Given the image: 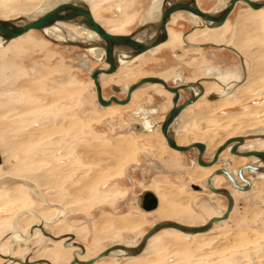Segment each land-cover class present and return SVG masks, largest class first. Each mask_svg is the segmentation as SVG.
Wrapping results in <instances>:
<instances>
[{
  "label": "rangeland",
  "instance_id": "1",
  "mask_svg": "<svg viewBox=\"0 0 264 264\" xmlns=\"http://www.w3.org/2000/svg\"><path fill=\"white\" fill-rule=\"evenodd\" d=\"M41 1L0 0V19L29 15L30 10L24 9L36 7ZM223 1L197 0L204 11L217 9ZM90 2L98 21L127 18V24L114 35H130L143 23L152 0ZM69 25L77 27V24H64ZM168 28L181 38L177 47L168 46L176 49L178 56L170 48H162L161 53L167 59L161 62L154 53L142 55L104 79V96L115 94L112 87L123 88L147 76L167 75L169 71L163 66L168 64L175 66L178 72L186 71L200 78L209 67H221L235 72L228 83L230 91L240 86L236 92L241 96L206 118L197 119L209 105L207 99L202 100L181 116L178 133L188 137V143L208 144L206 160L211 159L217 147L235 136H245L248 145L255 142L263 148L264 8L254 13L247 5L238 3L223 33L217 32L216 38L196 36L186 40L188 44L183 36L191 34L192 23L186 15L170 22ZM254 34L258 36L250 39ZM214 41L226 44L227 48L207 47ZM238 42L247 44L250 51L259 52L262 57L240 58L230 51L235 45L238 47ZM81 55L95 61L83 48L55 43L41 31L13 40L0 51V184L15 178L35 185L34 192L17 182L0 186V242L6 243L1 255L12 250L8 239L13 235L12 224L23 220L27 221L26 226L19 235L25 241L14 254L31 258L33 250L40 248L38 260L70 264L72 255L68 249L40 246L43 237L39 235L34 239L29 232L28 224L42 220L44 215L57 217L60 207L68 211L58 223L60 228L76 235L75 242L84 246L88 259L117 244L136 246L154 224L164 220L179 221L190 214L193 224L200 225L227 208L226 198L197 194L188 188L190 184L203 187L208 175L198 165L193 168L204 172L200 179L193 180L182 170L189 167L192 158H197V151L171 153L158 134H136L130 128L141 121L134 116L140 108L158 111L159 115L153 117L160 120L170 109V94L157 86L145 87L134 96L131 105L101 109L96 104V91L89 72L80 67ZM101 67L102 63L93 68ZM236 79L239 80L236 82ZM168 80L172 82V76ZM115 95L123 99L126 93ZM247 110L254 112L248 114ZM245 114L247 118L241 119L247 121V126L221 125L230 116ZM254 135H257L256 140L250 138ZM8 141L14 145H5ZM136 164L143 169L133 171ZM223 165L221 162L219 166ZM154 167L159 168L157 173H152ZM143 173H146L145 178ZM223 185L222 181L220 186ZM258 188L248 194L236 193V208L231 217L210 233L187 241L182 233L166 231L157 235L138 257H108L96 264H264V189ZM143 190L176 193V202L172 197L163 196L164 201L170 202L167 211L162 215L144 214L135 201ZM43 198L56 205L45 206ZM128 236L134 240L128 241ZM4 262L0 258V264Z\"/></svg>",
  "mask_w": 264,
  "mask_h": 264
},
{
  "label": "water",
  "instance_id": "2",
  "mask_svg": "<svg viewBox=\"0 0 264 264\" xmlns=\"http://www.w3.org/2000/svg\"><path fill=\"white\" fill-rule=\"evenodd\" d=\"M170 1L171 0H164V9L159 26V30L161 32L160 36L157 39L149 42H143L136 39L135 36L137 34V30H135L130 35H114L107 32L94 19L87 5H83V4L78 5L74 3L61 4L55 7L54 9H52L51 11L47 12L42 17L36 19L35 21L22 22V19H15V20L0 19V37L3 38L5 42H10L14 39L24 36L25 34L31 31H42L58 22L89 25L90 27H92V30L99 36L101 40L102 46L106 53L105 62L106 65L108 66L107 69L105 70L101 68L94 69L90 74V78L94 81L97 100L101 107L107 108L112 106L113 104L126 106L130 104L132 95L138 89L149 84L161 85L162 87H164V89L167 92L173 95L172 108L167 113L165 121L163 122L161 127L162 135L165 138L166 143L170 149L182 154H187L193 150L197 151L198 165L203 168H212L213 166H215L218 163L220 156L228 148H230V153L232 155L244 157V158L255 157L259 159L262 163H264V151L240 153L239 149L245 143V138L242 136L233 137L225 141L221 146H219L216 149L212 159L209 161L205 159V155L207 153V146L205 143L194 142L188 145H178L176 141L173 139V136L170 133V129L175 124V122L177 121L178 117L182 114V112L186 110L189 106L195 104L203 96V94L196 95L194 92H187L188 89L187 86H170L166 82V80L160 77H145L143 79H140L138 82L133 83L128 88L127 95L124 99H120L116 95H112L108 99L104 97L103 87L100 82V77L101 75L111 76L116 74L118 70V64L115 54L116 50L120 49V50L133 51L135 52L134 56L138 57L166 43L169 39V33L167 27L170 22V19L175 13L184 10H191L194 14L198 16V18L202 21V23L212 24L209 25L212 26V28H220L226 23L229 16L235 10L237 4L240 2H245L248 5V7L254 11H259L264 8V1L259 2L253 0H231L229 6L227 7L224 13L220 15H214L211 12L203 11L199 7L197 0H184L176 3H170ZM200 83L201 82H198L197 84L199 85ZM181 90H185L187 93H190L188 99L182 103H181L182 94L180 92ZM121 91H122L121 88L113 87V92L115 94L120 93ZM216 98L217 95L214 94L208 97L207 100H213ZM0 165H1V159H0ZM245 171H250L256 174L264 175L263 167L253 166L251 164H248L246 166L241 167L238 171V177L243 183H245L246 186L238 185L234 177L223 168L216 169L207 179V185L210 191H212L217 195L225 196L228 199L227 210L221 217H214L207 224L199 227H189L172 221L160 222L153 225V227L145 234L141 243H139V245H137L136 247L128 248L122 245H114L105 249L97 257L91 259L90 261H86V262L79 261L75 256L74 261L71 264H95L98 261L109 257L114 251H118V250H127L130 253V257H136L143 251V249L145 248L151 237L163 229H174L185 234H193V235L209 232L210 230H212L215 224L227 221L232 211L235 208V199L232 193L228 189H224V188L216 189L212 184V180L215 177L224 174L229 178V180L232 182V184L236 189L242 192H249L251 190L252 184L244 177ZM189 187L195 191H202V188H200V186H194L193 184H190L188 188ZM135 201L137 207L146 212H152L158 207V198L152 192L143 191L142 194L137 199L135 198ZM44 234H46L45 231ZM71 238L74 239L73 236ZM79 246L84 250L83 246L81 245ZM0 257L6 260V263L4 264H11V261L14 262V260L11 259L10 257H5L2 255H0ZM16 263L19 262L16 261ZM42 263L51 264L50 262L45 260H41L34 263L20 262V264H42Z\"/></svg>",
  "mask_w": 264,
  "mask_h": 264
},
{
  "label": "bare ground",
  "instance_id": "3",
  "mask_svg": "<svg viewBox=\"0 0 264 264\" xmlns=\"http://www.w3.org/2000/svg\"><path fill=\"white\" fill-rule=\"evenodd\" d=\"M180 1H184V0H171L170 3H176V2H180ZM230 1L231 0H226L224 2V4L218 9H214V10H210V11H205V12H211L212 14L214 15H220L222 13H224L227 9V7L229 6L230 4ZM254 1H259L261 2V0H254ZM264 1V0H262ZM64 3H74V4H78V5H87L94 17V19L96 20L93 12H92V9H93V6H92V3L90 2V0H43L41 1L36 7H31L30 8H25L24 10L27 12L29 11V15H26V16H21V17H17V18H13V19H7V20H15V19H22V22H28V21H35L36 19L42 17L43 15H45L47 12L51 11L52 9H54L55 7L61 5V4H64ZM242 4H245L247 5L245 2H240ZM248 6V5H247ZM163 9H164V0H152V3L151 5L149 6V8L147 9V11L145 12L144 14V20H143V23H141V26H139L137 28V34L135 36L136 39L140 40V41H143V42H149V41H153L155 39H157L159 36H160V30H159V26H160V22H161V18H162V13H163ZM250 9V8H249ZM23 10V11H24ZM262 10V9H261ZM251 11H254L251 9ZM255 12V11H254ZM181 14H185L186 16H188L189 18V21L191 23H195L197 22V20L201 23V26L199 27H193L192 30H191V33L196 29V28H199V29H203V30H198L196 31L197 33H208L209 35H211L212 37H218V33L219 32V29L222 28L223 26H225V24L220 27V28H212V26H209V25H212V24H204L202 23V21L198 18V16L196 14H194L191 10H184V11H179L177 13L174 14V17L170 19V22L171 21H174V19L176 18L175 16L177 17H181ZM107 32L111 33V34H117L118 32H120L121 28L127 24L128 20L127 18H117V19H110V20H104V21H98L96 20ZM157 21V22H156ZM156 22V23H155ZM169 22V23H170ZM155 23V24H154ZM64 24L66 23H63V22H58L44 30H42L41 32L42 33H46V36L48 37V39L52 40L53 42L55 43H61V44H70L71 46H79L81 48H85L87 50H89V54L91 55V57H93L94 59H97L98 60V63H105L106 64V53H105V50L102 46V43H101V40L99 38V36L92 30V27H90L89 25H84V24H77V27H75V25H69V27H66L64 26ZM72 24H75V23H72ZM68 26V25H67ZM150 26V27H149ZM168 29V27H167ZM33 32V31H31ZM195 32V33H196ZM30 33V32H29ZM28 34V33H27ZM26 35V34H25ZM24 35V36H25ZM170 35V38H169V42L172 43V42H176L178 41V37L174 34H169ZM253 37L255 36H258V34H254V35H251ZM23 37V36H22ZM18 39V38H17ZM250 39H252V37H250ZM16 40V39H14ZM247 40V43H248V39ZM13 41V40H12ZM10 41V42H12ZM10 42H5L3 38L0 37V51H3L4 49H6L7 45L10 43ZM185 42L187 43L186 41V36H185ZM78 43H85V44H78ZM87 44V45H86ZM165 44V43H164ZM188 44V43H187ZM242 42H238V47L234 49L230 48V51H233L235 52L240 58L241 57H245L247 55H251L252 58H255V59H258V58H261L262 55L261 53H255L253 51H250L248 49V45L245 44V45H241ZM163 45V44H162ZM160 47V46H159ZM200 47H203V46H200ZM208 47V46H207ZM209 47H212V45H209ZM158 48V47H157ZM222 48H227V46H222L221 48L219 49H222ZM156 49V48H155ZM154 49V50H155ZM152 50V51H154ZM151 52V51H150ZM264 52V51H263ZM134 53L133 51H129V50H116L115 54H116V59H117V64H118V70L119 68L121 69L122 67L124 66H127L129 65L133 59H136V58H139L140 56L138 57H135L134 56ZM144 55V54H143ZM142 56V55H141ZM264 56V55H263ZM80 59H81V63L84 64L83 65H80L81 67L85 68L88 70V72L91 74L92 71H90L91 68L94 67V63H92V67L90 68L89 66V60H85L84 59V56L81 55L80 56ZM243 65H244V62H243ZM100 69V68H98ZM101 69H104V68H101ZM105 70V69H104ZM117 70V72H118ZM116 72V73H117ZM258 72V71H257ZM107 76V75H106ZM112 76V75H111ZM102 77V75H101ZM101 77H100V82L104 81V79L106 77H104L101 81ZM109 77V76H108ZM219 79L221 81L222 84H225L227 85V87H229L227 89V91L223 92L224 95H226L227 93H233L231 94V97H234L237 98L239 96H241V94L239 93V95L236 96L237 92H234L236 91L235 88L233 91H230V84L228 83V81L231 79L232 76H230L229 73H226V74H220L219 76ZM248 78V77H247ZM204 81H209V79H203L201 81H198V82H201L199 85L197 84L198 82L196 83H184V84H181L179 86H187L188 89H187V92H194L196 95L197 94H205V91L208 89V87L205 88V84H204V87L202 85V82ZM233 81V80H232ZM238 80H236L237 82ZM102 84V83H101ZM229 84V85H228ZM241 84V83H240ZM150 85H157V84H149V85H146V86H150ZM247 85V84H246ZM146 86H143V87H146ZM142 87V88H143ZM154 87V86H152ZM158 87H161L160 85ZM140 88V89H142ZM205 88V90H204ZM138 89V90H140ZM121 90L123 91V88H121ZM137 90V91H138ZM194 90H199L198 93H196ZM113 91V90H112ZM121 91V92H122ZM182 92H185V90H181ZM127 92H128V88H127ZM114 93V92H113ZM135 93V92H134ZM216 94L217 97L221 98L222 97V93H213L212 95ZM211 96V95H210ZM209 96V97H210ZM243 96V95H242ZM208 99V98H207ZM217 99V98H216ZM200 100V99H199ZM198 100V101H199ZM215 99H213L214 101ZM228 100V99H227ZM221 100H218V101H215V102H212V103H209V105L206 106V108L201 112L202 115L204 116H197L196 118L197 119H203V118H206L207 116L211 115L210 113L212 112H215L218 108L222 107V106H225L226 105V102H224V100L222 102H220ZM208 102H210V100H208ZM99 104V103H98ZM129 105V104H128ZM100 106V105H99ZM120 106V105H119ZM127 106V105H126ZM101 107V106H100ZM190 107V106H189ZM104 108V107H102ZM108 108V107H107ZM154 110H151L149 112H146L148 115H151L150 112L153 113ZM254 111L253 110H250L248 112V114H251L253 113ZM186 113V112H183L182 115ZM137 114V113H136ZM138 115V114H137ZM181 115V116H182ZM180 116V117H181ZM247 115H238V116H230L229 118H226V120L221 123V125H226V124H229L230 126L234 127V128H240V127H243V126H247L248 123L246 120L244 119H241L243 117L247 118L246 117ZM180 118H178L179 120ZM177 120V121H178ZM249 120V119H248ZM250 122V121H248ZM146 125L147 124V121H145ZM147 135L148 133H150L149 135H155V134H159L160 130H157L155 132L154 129L150 128V130L146 131ZM170 132L172 133V135H174L173 139L176 141V143L179 145H183L184 143H186V137L184 135H181L178 133V131L176 132L174 130V127L172 126V128L170 129ZM162 133V132H161ZM253 134V133H252ZM257 135H254V136H251L250 138L251 139H255L256 140V137ZM264 137V136H263ZM245 138V142L247 140L246 137ZM163 139V138H162ZM258 139V138H257ZM262 139V138H261ZM263 141V144H264V140ZM197 142H200V141H197ZM15 143V142H14ZM194 143V142H192ZM167 144V143H166ZM191 144V143H190ZM206 144V143H205ZM245 144V143H244ZM7 146L10 147V145H12L9 141L5 144ZM14 145V144H13ZM12 145V146H13ZM168 146V145H167ZM207 146V144H206ZM244 146V145H243ZM242 147V146H241ZM240 147V148H241ZM0 150H1V147H0ZM229 152H230V148L227 149ZM247 150L248 152H253L251 150H254V151H264V145H263V148H260L255 142L252 144V145H249V146H246V147H243V149H239L240 153H246V152H243ZM177 152V151H176ZM232 155V154H231ZM235 156V155H233ZM244 158V157H243ZM251 158H254L256 160H258V163H256L257 165L256 166H261L264 168V163H262L259 159L255 158V157H251ZM0 159H1V165L2 166V156L0 154ZM248 159V158H247ZM232 167H235L236 165L242 163L241 161V158H239V156H236V158H232ZM219 162V161H218ZM218 164V163H217ZM216 164V165H217ZM252 165V164H251ZM214 167V166H213ZM227 171V170H226ZM249 173L253 174V175H257V179H259L258 181L255 180H252V187L253 188H261V189H264V175L263 174H256V173H253V172H250L248 171ZM204 173V172H203ZM203 173L199 171V169H196V170H190L189 171V177L193 180L195 179H199L201 176H203ZM206 174V173H205ZM208 174V172H207ZM224 175V174H222ZM221 176V175H219ZM226 176V175H225ZM227 177V176H226ZM91 180V179H90ZM222 179H220V177H215L213 180H212V184L214 187H218L221 183ZM17 184L21 183V184H24L25 186L29 187L33 192H34V189H35V185L33 183H26L25 181L22 183L21 181H16L15 178H10L9 180L3 182L2 184H0V186L2 185H6V184ZM20 184V185H21ZM208 186V185H207ZM6 187V186H5ZM234 187V185H233ZM251 187V189H252ZM37 188V187H36ZM201 188V187H200ZM220 188V186H219ZM235 188V187H234ZM258 188V189H259ZM209 189V188H208ZM236 189V188H235ZM238 190V189H236ZM236 190H234L233 188H230L229 191L232 193V195L236 194ZM239 191V190H238ZM251 191V190H250ZM249 191V192H250ZM147 192H152V191H147ZM197 192H204V189L202 188V191H197ZM209 192L210 193H213L212 191H210L209 189ZM240 193H248V192H242V191H239ZM153 193V192H152ZM158 194V193H157ZM163 194H167V193H163ZM214 194V195H213ZM211 196H213L214 198H216L217 196H222V195H217L215 193H213ZM159 195V194H158ZM169 195L168 197H172L174 199V201L176 202L175 200V197H176V193H171V194H167ZM139 197V196H138ZM137 197V198H138ZM160 197V196H159ZM222 197H225V196H222ZM136 198V199H137ZM226 198V197H225ZM227 199V198H226ZM44 204L45 206L47 207H54L56 204H52V203H49L47 202L44 198ZM228 200V199H227ZM170 205V202H166V201H162V203L160 202L159 204V207L158 209L152 213V214H161L165 211V210H168V207ZM167 206V207H166ZM60 207V206H59ZM228 207V206H227ZM235 209V208H234ZM139 210H141L142 212H145V213H151V212H146V211H143L142 209L139 208ZM227 210V208H226ZM226 210H219L218 212V215L221 214V216L226 212ZM234 211V210H233ZM232 211V212H233ZM28 212V211H27ZM153 212V211H152ZM43 213V211H42ZM30 214V213H29ZM57 214L58 216L55 217V216H52V215H44L42 220L40 219L38 222H34L32 224H28V226L30 225L31 227V230H30V236L33 237L34 239H38L39 238V235L43 237V243L40 245V246H43V247H49V246H63L64 248L68 249L70 255H72V259L74 261V257L76 256V258L79 260V261H90L91 259L97 257L99 254L93 256L92 258L88 259L86 258V253L87 251L82 248H80V244H77L75 242H72L74 241L76 235L73 234V233H69V232H65V228H60L59 226V222L61 221V218L62 217H65L68 215V211L65 210L64 208H59L57 209ZM232 214V213H231ZM23 215V214H22ZM43 215V214H42ZM193 216V215H192ZM190 214L189 215H186L184 216L181 220H179L178 222L182 225H185V226H189V225H192L193 224V221H194V218L192 217ZM220 216V217H221ZM217 217V216H215ZM19 218V217H18ZM214 218V217H213ZM211 218V219H213ZM230 218V217H229ZM33 219V218H32ZM34 219H37L36 217ZM209 219L208 222L211 220ZM18 220V219H17ZM20 220V219H19ZM229 220V219H228ZM227 220V221H228ZM37 221V220H36ZM27 221H14V223L12 224V233L13 235L11 237H9L8 239H10V242H12V250L11 251H8V253H6L5 255H2V256H5V257H10L11 259L14 260L11 261V264H16V261L17 262H21V263H34V262H38V261H41V260H38L40 258H38V256L41 254L42 250H40V248L38 249H35L33 250V252L31 254H34L33 257L29 258L28 256H26L25 254L21 256H17L15 253V250L18 249L17 247L25 241V239L23 238L22 235H19L20 234H23L22 233V230L25 229V226H26V223ZM30 222V221H28ZM162 222H166V221H162ZM174 222V221H172ZM208 222H206L205 224H207ZM160 223V222H159ZM226 223L225 222H220V223H217L214 225V227L212 228V230L218 226V225H221V224H224ZM157 224V223H156ZM203 224V225H205ZM155 225V224H154ZM201 225V226H203ZM29 227V228H30ZM153 227V226H152ZM189 227H193V226H189ZM194 227H199V226H194ZM28 228V229H29ZM177 231V230H174V229H163L161 231H159L158 233H156L155 235H153L151 237V239H153L155 236L159 235L160 233H163L165 231ZM212 230H210L209 232L207 233H210ZM24 231V230H23ZM44 231L46 234H44ZM179 233H182L180 231H177ZM207 233H203V234H185V233H182L180 234L181 236H184L185 237V240L189 241V240H192V239H195L196 237L198 236H201V235H205ZM184 234V235H183ZM8 235V234H7ZM74 237V239H72L71 237ZM145 236V235H144ZM143 236V238H144ZM30 237V238H31ZM131 239V236H128L127 237V240L129 241ZM133 238V237H132ZM142 238V239H143ZM3 239V238H2ZM142 239L140 240L139 243H141ZM151 239L148 241L147 245H149ZM126 240V239H125ZM10 242H8L10 244ZM50 242V243H49ZM28 243V242H27ZM139 243L137 245H139ZM6 243H3V242H0V252H1V249L2 247L5 245ZM117 245H122V244H117ZM136 245V246H137ZM21 246V245H20ZM26 246V244H25ZM83 246V245H81ZM124 246V245H122ZM134 246V247H136ZM145 246V248H146ZM76 247V248H74ZM126 247V246H125ZM77 248H79L81 251H79ZM84 248V246H83ZM129 248V247H128ZM145 248L143 249V251L145 250ZM65 249V250H66ZM64 250V251H65ZM143 251L138 255L140 256ZM103 252V251H102ZM68 253V252H67ZM28 254V253H27ZM85 254V255H84ZM1 255V254H0ZM17 256V257H16ZM136 256V257H138ZM109 257H120V258H123V259H133L135 257H130V253L127 251V250H118V251H114ZM1 258V257H0ZM108 258V257H107ZM38 260V261H37ZM45 261H48L50 262L48 259H43ZM6 261V260H5ZM72 261V262H73ZM101 261V260H100ZM71 262V263H72ZM99 262V261H98ZM6 263V262H4ZM3 263V264H4ZM51 263V262H50ZM70 263V264H71ZM42 264H46V263H42ZM52 264V263H51ZM96 264V263H95Z\"/></svg>",
  "mask_w": 264,
  "mask_h": 264
},
{
  "label": "flooded vegetation",
  "instance_id": "4",
  "mask_svg": "<svg viewBox=\"0 0 264 264\" xmlns=\"http://www.w3.org/2000/svg\"><path fill=\"white\" fill-rule=\"evenodd\" d=\"M226 1V0H225ZM225 1H223L222 3H221V5L220 6H218L217 7V9L216 10H218L223 4H224V2ZM254 1V0H253ZM262 1V0H261ZM152 3V2H151ZM240 4H242V3H240ZM200 7V6H199ZM148 9V8H147ZM147 11V10H146ZM204 11V10H203ZM259 11H261V10H259ZM259 11H257V13L259 12ZM183 14H181V16H182ZM185 15V14H184ZM178 16V15H177ZM177 16H175L176 18L174 19V21L177 19ZM174 17V15L172 16V18ZM188 17V16H187ZM178 18H180V17H178ZM157 22V21H156ZM155 22V23H156ZM172 22V21H171ZM154 23V24H155ZM200 23H199V21L197 20V22H195V23H192V28L193 27H199V26H201V24L199 25ZM140 26H141V24H140ZM150 27V26H149ZM192 28H191V30H192ZM198 30H203V29H199V28H196L191 34H189V36H187V35H185L186 36V40H188V39H191V38H193V37H196V36H203V35H207L209 38H214V37H210V35H208L207 33H202V34H197V35H194V36H192L196 31H198ZM168 33L169 34H174V35H176L177 37H178V42L177 43H170L169 42V39H168V41L165 43V44H163V45H161L160 47H162V46H165V45H167V46H169V45H171V44H179V39H181L177 34H175V33H173V32H169V29H168ZM125 34V33H124ZM125 35H128V34H125ZM185 36H183V40H184V42H185ZM192 36V37H191ZM219 36V35H218ZM169 38H170V35H169ZM52 41V40H51ZM186 43V42H185ZM59 44V43H58ZM61 44V43H60ZM78 44H85V43H78ZM169 44V45H168ZM63 45V44H62ZM64 45H70V44H64ZM87 45V44H86ZM209 45H212V47H210V48H212V49H219V48H221L222 46H226L225 44H221V43H217L216 41H214V42H211V43H209L207 46L209 47ZM73 46V45H72ZM77 47H79V46H77ZM159 49V47L158 48H156L154 51H151V53H155L157 50ZM232 49H234V48H232ZM84 50L87 52V54H88V56L89 57H91V55L89 54V50H87V49H85L84 48ZM177 55V54H176ZM178 56V55H177ZM141 57V56H140ZM139 57V58H140ZM212 58H215V56H211ZM93 58V57H92ZM139 58H136V59H133V61L131 62V63H133V62H135L136 60H138ZM84 59L85 60H89V66H90V68L92 67V63L93 62H95L94 63V66L96 65V64H100V63H98V60L97 59H94L95 61H93V60H91V59H89V58H87V57H85L84 56ZM130 63V64H131ZM83 64H84V62H83ZM81 62H80V65H83ZM102 66L103 67H101V68H104V69H107V65L105 64V63H102ZM81 67V66H80ZM98 69V68H97ZM243 69H244V67H243ZM94 70V68H91L90 69V71H93ZM119 70H120V68H119ZM118 70V71H119ZM226 73H229L230 74V76H232L231 77V79L232 78H234L235 77V72H233V71H230V70H223L222 68H217V67H210L208 70H206V76L205 77H203L202 78V80L203 79H209V81H204V82H202V85H203V87H204V84H205V88L206 87H208V89L205 91V94H204V96H202L201 98H200V100L199 101H197L195 104H193V105H191V106H195L196 104H198V103H200L202 100H204V99H207L210 95H212L213 93H222L221 95H222V97L221 98H219V97H217V99H215L214 101L213 100H210V102H208V103H212V102H215V101H218V100H221V101H223L224 100V102H226V104L229 102V101H234V100H237L239 97H237V98H235V96L234 97H231V94H233V93H227L226 95H224L223 94V92H225V91H227V89L229 88V87H227V85H225V84H222L221 83V81H220V79H219V75L220 74H226ZM89 75H90V73H89ZM251 75V74H250ZM211 76H214L213 78L211 77ZM104 77H108V76H106V75H102V77H101V81H102V79L104 78ZM109 77H111V76H109ZM167 77V76H166ZM160 78H162V77H160ZM168 78V77H167ZM167 78H162V79H164V80H168ZM143 79V78H142ZM237 80V79H236ZM239 80V79H238ZM93 81V80H92ZM198 81H201V79L200 80H198ZM198 81H195V82H190V81H187L186 80V78L184 77V73H182V72H178V71H176V73H175V76H174V78H173V83H175V85H172V86H179V85H181V84H184V83H196V82H198ZM167 82V81H166ZM102 83V87H103V81L101 82ZM168 83V82H167ZM246 83V82H245ZM132 84H130V85H127V86H125V87H123V91L122 92H125L126 93V95H127V88H129L130 86H131ZM170 85V84H169ZM229 85V84H228ZM243 85H244V83H243ZM93 86H94V89H95V85H94V81H93ZM152 86H159V85H150V86H146V87H152ZM161 86V85H160ZM171 86V85H170ZM115 87H117V86H115ZM238 87H240V86H235V90L238 88ZM119 88H122V87H119ZM160 89H162V91H164V92H167L165 89H164V87H159ZM205 88H204V90H205ZM113 90V87L111 88V91ZM96 91V90H95ZM196 93H198L199 92V90H194ZM181 92V94H182V99H181V103L182 102H184L183 101V92L182 91H180ZM234 92H236V91H234ZM112 93H113V91H112ZM184 93H187L186 91L184 92ZM168 94H170L169 92H168ZM103 95H104V91H103ZM115 95V94H114ZM126 95H125V97H126ZM171 96V97H170ZM170 96H168L169 97V99H170V104H171V106H170V109L172 108V99H173V95L172 94H170ZM190 96V95H189ZM236 96H237V94H236ZM105 97V96H104ZM124 97V98H125ZM96 98H97V94H96ZM106 99H108L107 97H105ZM123 98V99H124ZM188 99V98H187ZM186 99V100H187ZM228 99V100H227ZM185 100V101H186ZM132 101H133V95H132V99H131V102H130V104L129 105H131L132 104ZM97 105H99L98 104V100H97V103H96ZM114 105H116V104H113L112 106H110V107H108V108H102V107H100L101 109H109V108H111V107H113ZM129 105H127V106H129ZM116 106H119V105H116ZM190 106V107H191ZM119 107H126V106H119ZM189 108V107H188ZM187 108V109H188ZM170 109L168 110V111H166V114L163 116V117H161V119L160 120H155V118L153 117V116H158L159 115V112L158 111H153V113L152 112H150V114L151 115H148L146 112H149V111H147V109H145V108H140V109H138L135 113H134V116L135 117H140L141 119V121L139 122V123H135V124H133L132 126H130V128L136 133V134H140L141 132H145V133H147L146 131H148V130H150V128H152V129H154L155 130V132L157 131V130H160V132H159V136H160V138H161V140H162V142H163V144H165L164 146H167V144H166V140H165V138L163 137V135H162V133H161V127H162V124H163V122L165 121V118H166V115H167V113L170 111ZM249 109H251V108H249ZM248 109V110H249ZM248 110H247V113H248ZM185 111V110H184ZM183 111V112H184ZM182 112V113H183ZM138 115H137V114ZM214 114V113H213ZM182 115V114H181ZM180 115V116H181ZM247 115V114H246ZM178 117V118H181V117ZM178 120V119H177ZM180 120V119H179ZM176 121L175 122V124L173 125V127L174 128H176V132L179 130V128H178V123L180 122V121ZM145 121H147V124L148 125H146V123H145ZM176 123H177V125H176ZM223 126V125H222ZM221 126V127H222ZM230 126V125H229ZM171 133V132H170ZM171 135H172V133H171ZM173 137H174V135H172ZM235 137H237V136H235ZM242 137H245V136H242ZM163 138V139H162ZM175 138V137H174ZM233 138V137H232ZM247 138V137H246ZM248 140V139H247ZM246 140V142H245V144H244V146H242L240 149H243V147H246V146H249L248 145V141ZM227 141V140H226ZM178 143V142H177ZM192 143V142H191ZM188 144H190V143H188V137H187V141H186V143H184L183 145H188ZM180 145V144H179ZM252 145V144H251ZM168 147V146H167ZM218 148V147H217ZM207 149H208V144H207ZM170 151H172V152H175L174 150H171L170 149ZM251 151H254V150H251ZM243 152H248L247 150H245V151H243ZM177 153H179V152H177ZM180 154H182V153H180ZM214 155V154H213ZM228 155V156H227ZM148 156V155H147ZM213 157V156H212ZM232 158H236V156H233V155H231V153L228 151V150H226L221 156H220V158H219V162H218V164L217 165H215L214 167H212V168H202V170H205V171H207V172H209V174L208 175H206L207 176V178H205V180H204V186L203 187H201V188H203L204 189V192H197L196 191V193L197 194H208V195H212L213 193H210L209 192V189H208V186H207V179L210 177V175L216 170V169H220V168H223V169H225V170H227L233 177H234V179H235V181H236V183L238 184V185H240V186H246L245 185V183H243L241 180H240V178L238 177V171H239V169L241 168V167H243V166H246V165H248V164H252L253 166H256L257 164L256 163H258V160H256V159H254V158H243V157H239V158H241V161H242V163H240V164H238V165H236L235 167H232ZM148 159H149V156H148ZM212 159V158H211ZM210 159V160H211ZM209 161V160H208ZM221 162H223L224 163V165L223 166H219L220 165V163ZM260 163V162H259ZM258 163V164H259ZM142 164V163H141ZM143 165V164H142ZM193 165H198V162H197V158H192L191 159V161H190V165H189V167L188 168H184V171H186L187 172V174H188V176H189V170L193 167ZM145 166V165H144ZM199 166V165H198ZM141 169H143V166H140V164H136L135 165V170L136 171H139V170H141ZM135 171V172H136ZM159 171V168H157V167H154L153 168V172L152 173H157ZM145 175H146V173H143L142 174V176L145 178ZM205 176V175H204ZM203 176H201L200 178H202ZM218 177H220V179H222V181L224 182V185L223 186H220V188H219V186L218 187H215L216 189H221V188H224V189H230V188H233L234 190H236L234 187H233V184H232V182L229 180V178L228 177H226L225 175H221V176H218ZM244 177L248 180V181H250L251 183H252V180H254L256 177H257V175H253V174H251V173H249L248 171H245L244 172ZM129 178H131V177H129ZM199 178V179H200ZM254 178V179H253ZM130 181L131 182H134V180L131 178L130 179ZM221 181V182H222ZM252 189H254L253 187H252ZM252 189H251V191H252ZM144 191V190H143ZM250 191V192H251ZM236 192L237 193H240L238 190H236ZM250 192H248V193H250ZM153 193L157 196V198H158V207H159V204H160V201H161V198L159 197V195L158 194H156V192H154L153 191ZM158 193V192H157ZM248 193H241V194H248ZM214 195V194H213ZM236 195L234 194L233 195V197H234V199H235V208H236V197H235ZM217 197H222V196H217ZM222 198H225V197H222ZM227 200V199H226ZM227 206H228V200H227ZM158 207H157V209H158ZM156 209V210H157ZM155 210V211H156ZM226 210V209H225ZM141 211V210H140ZM154 212V211H153ZM145 213V212H144ZM233 213V212H232ZM217 217H220L221 216V214L220 215H216ZM230 217H231V215H230ZM174 222H176V223H179L178 221H174ZM180 224V223H179ZM31 230V229H30ZM30 232V231H29ZM130 239V238H129ZM75 240L76 239H74V241H72V242H75ZM134 239L132 238V236H131V239L129 240V241H133ZM76 243V242H75ZM78 244V243H77ZM79 251H81L80 249H78ZM72 261H73V259H72ZM71 261V262H72Z\"/></svg>",
  "mask_w": 264,
  "mask_h": 264
},
{
  "label": "crops",
  "instance_id": "5",
  "mask_svg": "<svg viewBox=\"0 0 264 264\" xmlns=\"http://www.w3.org/2000/svg\"><path fill=\"white\" fill-rule=\"evenodd\" d=\"M254 12V11H253ZM254 13H257V11H255ZM178 18V17H177ZM228 22V21H227ZM227 24V23H226ZM226 24H225V26H223L222 28H220L219 29V31L221 30L222 31V33H223V29L226 27ZM169 29V28H168ZM171 30L169 29V32H170ZM172 32V31H171ZM174 33V32H173ZM197 33V32H196ZM196 33H194L192 36H194ZM221 33V34H222ZM177 34V33H176ZM202 34V33H201ZM208 34V33H207ZM209 35V34H208ZM191 36V37H192ZM210 37H211V35H210ZM252 38H253V36H251ZM214 38H216V37H214ZM17 40V39H16ZM178 41H176V42H172V43H177ZM221 44H223V43H221ZM169 45V44H168ZM226 45V44H225ZM171 46H178V44H171ZM236 46V45H235ZM234 46V47H235ZM162 48H170V50L171 51H173V52H175V54L177 53L175 50L176 49H172L171 47H168V46H162V47H159V49L154 53L155 55H159V62H161L162 60H166L167 59V57H166V55H164V54H162L161 53V51L163 50ZM202 48V47H201ZM6 51V50H5ZM179 55H182V53H180L179 52ZM247 56H245V58H246ZM258 67H259V64H258ZM261 67V66H260ZM163 68L164 69H168V74L167 75H163V76H161L162 78H167V79H169L171 76H172V78H174V76H175V73H176V71L178 70L175 66L174 67H171V64H168V66L167 67H164L163 66ZM210 68V67H209ZM208 68V69H209ZM217 68H221V67H217ZM207 69V70H208ZM184 74H185V78H186V80L187 81H190V82H195V81H198V80H200V79H202V77L200 78V77H195V74H193V73H189V72H186V71H184ZM205 74H206V71H205ZM167 76V77H166ZM197 76V75H196ZM206 75H204V77H205ZM147 77H150V76H147ZM251 77V76H250ZM167 82H168V84H170L171 86L172 85H175V83H173V81L172 82H170L169 80H166ZM154 87H156V86H154ZM143 88H145V87H143ZM141 90V89H140ZM140 90H138V91H136L134 94H133V99H134V96L140 91ZM189 95H190V93H184L183 92V101H185L188 97H189ZM256 95L258 96L259 94L258 93H256ZM220 102H222V101H220ZM132 103H133V101H132ZM190 108H192V106L191 107H189L188 109H186L184 112H187ZM200 116H204V115H200ZM204 143V142H203ZM165 145V144H164ZM166 148H168V150L170 151V148L169 147H167V146H165ZM172 150V149H171ZM208 150V149H207ZM171 153H174V154H180V153H177L176 151L175 152H172V151H170ZM215 153V152H214ZM212 158V157H211ZM193 167L195 168L196 166L195 165H193ZM191 168L190 170H194V168ZM201 170H202V168H200ZM182 170H184V169H182ZM189 170V171H190ZM208 174H209V172H208ZM146 191H148V190H146ZM154 191V190H153ZM158 192V191H157ZM157 192H156V194H157ZM158 194H159V196H160V198H161V203H162V201H164V199H163V196H169V195H167V194H161V193H159L158 192ZM191 199V198H190ZM166 202H167V200H165ZM169 202V201H168ZM165 211H167V210H165ZM164 211V212H165ZM155 212V211H154ZM154 212H151V213H144V214H148V215H150V214H152V213H154ZM163 212V213H164ZM215 217V216H214ZM164 221H173V220H171V219H169V220H164ZM206 223V222H205ZM204 223V224H205ZM201 225H203V224H200V225H196V224H192V225H189V226H201ZM169 231H171V230H169ZM166 232V231H165ZM201 236H203V235H201ZM156 237V236H155ZM154 237V238H155ZM153 238V239H154ZM153 239H151V241L153 240ZM150 241V242H151ZM150 244V243H149ZM148 246H146V248H147ZM146 248H145V250H146ZM144 250V251H145Z\"/></svg>",
  "mask_w": 264,
  "mask_h": 264
},
{
  "label": "built area",
  "instance_id": "6",
  "mask_svg": "<svg viewBox=\"0 0 264 264\" xmlns=\"http://www.w3.org/2000/svg\"><path fill=\"white\" fill-rule=\"evenodd\" d=\"M142 164H144V162H142ZM133 171H136L135 168L133 169Z\"/></svg>",
  "mask_w": 264,
  "mask_h": 264
}]
</instances>
